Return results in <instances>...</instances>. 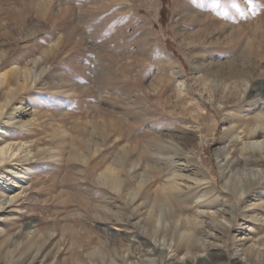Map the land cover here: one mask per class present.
Wrapping results in <instances>:
<instances>
[{
	"label": "rangeland",
	"instance_id": "obj_1",
	"mask_svg": "<svg viewBox=\"0 0 264 264\" xmlns=\"http://www.w3.org/2000/svg\"><path fill=\"white\" fill-rule=\"evenodd\" d=\"M10 17L26 18L29 30L39 32L0 39V51L13 39L18 43L14 61L0 73L15 65L32 75L44 71L13 104L24 111L12 121L25 126L11 125L0 136V143H28L32 152L16 161L23 188L0 174L9 179H0L6 188L0 197L19 192L0 206V264H9L11 255L17 264L157 258L145 228L156 224L161 186L177 166L183 186L193 187L202 171L215 186L202 202L196 186L183 193L189 216L201 226L212 224L216 235L205 241L212 259L203 263L205 252H199L203 260L194 264H264V183L253 186L235 214H214L211 200L235 197L223 187L219 147L227 159L233 150L241 157V149L264 157V134L242 132L264 108V0H0L2 28ZM231 60L253 76L239 84L218 81ZM207 86L223 89L222 97H209ZM235 91L240 98L224 108L217 104ZM157 138L179 144L178 157L164 160ZM256 171L264 176V162ZM103 172L118 180L115 188ZM181 257L167 254L171 262Z\"/></svg>",
	"mask_w": 264,
	"mask_h": 264
},
{
	"label": "bare ground",
	"instance_id": "obj_2",
	"mask_svg": "<svg viewBox=\"0 0 264 264\" xmlns=\"http://www.w3.org/2000/svg\"><path fill=\"white\" fill-rule=\"evenodd\" d=\"M45 14L49 16V13L48 14L45 13ZM46 15L39 17L38 19L43 22L44 20H46V18H44L46 17ZM8 21L10 23V26L6 28V25L4 23L3 28H5L6 30H3V31H1L3 28L0 22V39L1 38L7 39L8 37L11 38V35H16V33L20 34V36L22 35L28 38L30 36L31 38V37H35L36 34L39 32L37 30H34V31L29 30L30 29L28 28L29 21H27L26 18L10 17ZM12 41L13 42L10 43V47L7 50L0 51V66L6 65L8 62L10 63L14 61V58H15L14 50L16 49L18 43L16 39H13ZM263 57L264 55H262L261 58ZM233 61L234 60H231V62L229 63L227 72L226 73L224 72V74L220 76V80L217 79L218 81L221 82L222 79L225 80L228 78H233V81L238 82L239 84L240 81L244 80L243 76H248V77L253 76L251 73V70L250 71L247 70L245 66L238 67L236 64H234ZM34 62H36V59L34 60ZM43 71H44V68H41L39 72H35L32 75L31 71H29L27 68L25 67L21 68L15 65L13 68L9 69L7 72L0 73V87H3V91L0 92V136L7 135L8 130L10 129L11 125L14 127L15 126H19V127L25 126V122H21L20 120H15L14 122L12 121L15 118V114H16L15 112L19 113V112L24 111L21 105L18 107H13V104L22 90L30 88L33 84L34 85L36 84L37 78H39L42 75ZM19 75L24 77V79L21 82H19L20 80L18 81L17 79ZM262 79L264 78L262 77ZM249 81L250 80H248V82L246 83L249 84L250 83ZM251 85L252 84H250V86ZM204 90L208 93L209 97L212 96L214 100L218 99L216 98L217 95L220 94L221 96L219 97H222V94H223V89L217 91L213 87L209 88L207 86L206 89ZM247 91H248V88L246 85L243 89L240 90V92L243 93L244 97ZM240 92L235 91V92L230 93V97L227 96L225 100H222V101L220 100L219 102L221 103H217V104H219V106H222L224 108L226 102L228 101L233 102L235 100L233 98H236V97L240 98ZM228 95H229V92H228ZM235 117L238 118V121H242V118H239L238 116H235ZM249 122L251 121H248L245 125V128L242 130V132H244V136L248 138H256V137H260L261 135H263L264 134V108L263 110L261 109L260 113H258L257 116L253 119V125H255L254 127L253 125L251 126ZM261 143L263 142L261 141ZM155 147H157L156 151L158 153H162V152L164 153L163 157L166 158L164 160L173 159V158L175 159L174 157L175 154L178 157L177 154L180 148L179 144H175L174 142H168L164 139L157 138V145ZM169 151L171 152V155L168 154ZM235 152H236L235 150L230 151L229 152L230 158L227 159V157L225 156V153H223V149L220 147L218 148L217 153L218 154L221 153L224 156L221 159L223 160V162L220 163V169L221 171L226 170L225 172L222 173L223 178H224L223 187L231 190L234 193L235 197L227 195L226 193L222 194L223 197L221 199H219L217 196L216 197L212 196L211 200L215 206V209L212 211L214 214L224 213V212H231L232 214H235V210L237 206L240 204V201L243 203L246 201L245 199L248 197L249 192L253 188V186L256 184H260L262 186L264 183V176L261 175L258 177V173L256 171V166L258 165L260 161L262 163L264 162V157L260 155V153H257V152L253 153L254 155L249 152H246V149H241L240 151L241 157L235 156L234 155ZM31 154H32L31 147L28 143L12 142V141H7V139L4 142L0 143V174L6 173L7 176L12 175V177L16 178L17 179L16 182H18L17 183L18 187L14 186L15 189L23 188V185H24L22 176L18 177L15 175L18 173L17 167H16V161H19V157H25V159L27 160L29 159L28 156ZM255 155H258V157H254ZM177 167L174 169L172 168L173 171L170 172L171 175L169 176L172 179L165 181L161 186V205L159 206L158 214L156 217V224H153V226H151L150 228L149 226L145 228L146 234H148L149 237L151 238L150 242L153 244L151 246L153 247L152 249L158 251L157 258L150 257V256L143 257L136 264H194V262L198 263L203 260L201 259L202 258L201 255L198 254L199 252L200 253L205 252L206 257L203 263H205L206 260L208 259H212V256H211L212 254L208 251V247L210 243H205V241L207 239L208 234L210 235L213 232L214 226H212V224H206L204 226H201L202 224L201 225L197 224L196 221L189 216L188 211L186 212V210L189 209L188 203H187L188 201L186 200V198L183 197L184 195L183 193H184V190H186V186H189L187 189H190V190L191 189L193 190V187L196 186L197 189H195V191H198V190L200 191L199 194L197 195V199H198L197 201L202 202L211 195L213 190H215V186L212 182L206 179L207 174L204 171H202V174H201L202 176L201 175L198 176L199 174H195V176L193 177L195 185L193 187L190 186L192 185V183H189L190 185L188 184L185 185V183H183L184 184L183 186L181 183L186 182V181L182 179L180 180L179 178L183 177L185 174H182L181 171L177 169ZM26 174L28 173L26 172ZM103 177L107 179V182H108L107 184L109 186L113 188L117 186L118 180L114 178L112 174L103 172ZM0 179L1 180L3 179L7 183L9 181L7 177H0ZM2 185H0L1 192L5 193L6 191L4 190L6 188L4 189ZM18 195H19V192H17L16 194L14 193L8 199L7 198L3 199V197H0V206H2L7 201L9 202L15 201ZM259 198H262V196H260ZM252 208L253 209L251 210H255L256 205L255 204L252 205ZM164 210L171 211L169 215L171 218L172 216L171 214H173L172 220L166 217V215L164 214L165 212ZM32 234L33 232L28 231L26 233L27 238H30ZM212 235L216 236L213 233ZM219 236L221 237V235ZM9 237L10 236H7V238ZM199 249H201V251ZM165 250H167L166 251L167 254H169V251H170L172 252L173 255H177L178 252H182V257L176 258L173 262H171L170 260H168ZM13 260H14V263L12 262ZM18 262H19V258L16 259V257L12 255L9 257V264H17ZM111 264H123V259L121 257L116 256L113 259H111Z\"/></svg>",
	"mask_w": 264,
	"mask_h": 264
},
{
	"label": "trees",
	"instance_id": "obj_3",
	"mask_svg": "<svg viewBox=\"0 0 264 264\" xmlns=\"http://www.w3.org/2000/svg\"><path fill=\"white\" fill-rule=\"evenodd\" d=\"M164 3H165V1H164ZM165 13H166V5L163 4L162 7L160 8V14H161V16H164Z\"/></svg>",
	"mask_w": 264,
	"mask_h": 264
}]
</instances>
